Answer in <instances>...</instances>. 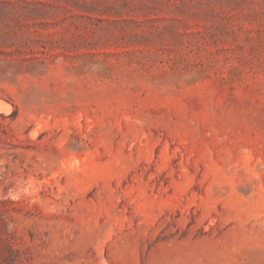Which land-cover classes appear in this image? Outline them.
Here are the masks:
<instances>
[{"label": "rangeland", "instance_id": "obj_1", "mask_svg": "<svg viewBox=\"0 0 264 264\" xmlns=\"http://www.w3.org/2000/svg\"><path fill=\"white\" fill-rule=\"evenodd\" d=\"M0 100V264H264V0H0Z\"/></svg>", "mask_w": 264, "mask_h": 264}, {"label": "bare ground", "instance_id": "obj_2", "mask_svg": "<svg viewBox=\"0 0 264 264\" xmlns=\"http://www.w3.org/2000/svg\"><path fill=\"white\" fill-rule=\"evenodd\" d=\"M0 104H1V106H0V108H2V109H4V110H9V109H11V106H10V104H9V102L7 103V101L5 102V101H2V100H0ZM102 252V251H101Z\"/></svg>", "mask_w": 264, "mask_h": 264}]
</instances>
